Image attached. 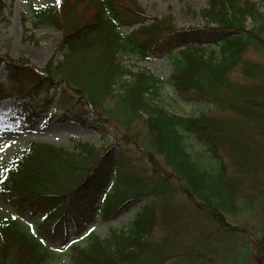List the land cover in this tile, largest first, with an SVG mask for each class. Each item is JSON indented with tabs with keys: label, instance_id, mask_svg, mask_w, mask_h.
<instances>
[{
	"label": "trees",
	"instance_id": "16d2710c",
	"mask_svg": "<svg viewBox=\"0 0 264 264\" xmlns=\"http://www.w3.org/2000/svg\"><path fill=\"white\" fill-rule=\"evenodd\" d=\"M124 1L137 8L134 0L32 6L34 27L61 29L67 63L84 57L87 46L92 49L96 83L80 88L51 60L39 74L22 60L1 59L6 69L0 76V105L30 95L49 115L88 106L102 137L115 124L122 131L120 144L139 148L154 168L133 172L126 150L86 142L71 150L28 142L0 173V192L11 206L0 218V264H54L51 243L68 250L69 264L263 259L264 0H209L201 11L207 23L203 30L181 31L175 46L162 43L173 68L166 80L120 65L123 55L147 60L151 48L136 41L135 31L123 33L124 13H139L127 7L123 12ZM79 2L92 6L87 18L74 17ZM160 30L156 40L167 33ZM77 66L83 72L82 64ZM165 82L175 97L203 103L207 110L198 115L171 111L160 98ZM133 123L139 125L135 134L130 133ZM133 205L132 216L109 226L104 236L89 229L95 218L108 223ZM23 212L40 220L28 222ZM248 232L256 233L252 243Z\"/></svg>",
	"mask_w": 264,
	"mask_h": 264
},
{
	"label": "rangeland",
	"instance_id": "374dc122",
	"mask_svg": "<svg viewBox=\"0 0 264 264\" xmlns=\"http://www.w3.org/2000/svg\"><path fill=\"white\" fill-rule=\"evenodd\" d=\"M250 1L258 3L259 0ZM4 2L3 16L5 20L0 23V61L5 59L17 63L22 60L26 63L25 65L29 66V69H34L42 74L43 69L48 65L47 62L51 60L54 63H60L62 71L66 74L65 78L80 88H90L94 82L96 83L93 78V67L90 66L93 61L90 47H86L87 49L83 52L86 54L84 57L78 58L73 64L72 62L67 63L62 55L64 46L61 44V29L33 26L32 6L59 9L61 0H5ZM134 2L137 8L129 1H124L120 7L123 12L126 10L125 7L139 12L135 13L136 15L132 12L131 14L124 13L127 24L122 31L124 34L135 31L136 41L146 42L147 46H151L150 54L145 61L139 60L135 56L123 55L120 57L119 63L131 73L146 70L158 78L169 79L173 68L170 58L166 53H163L164 44L162 43H170L169 45L175 46L180 40L181 31L198 30L199 32L203 30L207 23L201 16V11L208 8L209 0H134ZM92 10V6L88 2H79L74 7V17L79 14V18H87ZM261 10L264 11V6H261ZM158 22L164 24L158 29L153 28L152 26ZM142 26L152 29L144 30L141 29ZM159 28L162 29L161 33H167L160 40H156L154 35L159 34ZM80 63L83 72L78 71L77 65ZM5 69V63H0V76L4 75ZM127 76L129 75L126 74L125 77L127 78ZM231 76L235 77V74ZM2 79L4 78L2 77ZM6 86H9V82L5 83ZM160 98L165 100L169 106H167L168 109L179 114L198 115V113L207 110V106L203 103L187 102L178 96L175 97L166 82L161 90ZM43 107V102L33 100L30 95H25L22 99H9L0 105V173L3 164L30 141L52 144L69 150L78 142H86L96 147L103 146L104 149H112L114 152L126 150L125 157L127 156L126 159L129 160L133 172L142 173L144 170L151 171L154 168L151 161L147 158L142 159L139 148L131 143L120 144L121 139L118 135L122 131L115 124L112 127L107 126L105 135L102 137L96 130L98 122L95 120V114L90 112L88 106L80 105L78 108L73 107L66 112L61 109L52 115H49V111L44 110ZM69 116H72L73 119H70ZM137 126L139 125L133 123L130 133L135 134ZM157 160L159 161V156H157ZM135 208L136 205H133L108 223L95 218L89 224V229L104 236L108 232L109 226L124 223L132 216ZM10 210L11 206L7 195L0 192V218ZM21 218L28 222L40 220L38 215L29 216L27 212L21 213ZM256 233L259 232L256 231ZM256 233H247L251 243L255 240ZM77 239V237H72V240ZM49 247L53 254L54 264H69L67 249L57 243H51ZM253 255L256 256L255 252ZM256 260L251 264H264V258H256Z\"/></svg>",
	"mask_w": 264,
	"mask_h": 264
}]
</instances>
